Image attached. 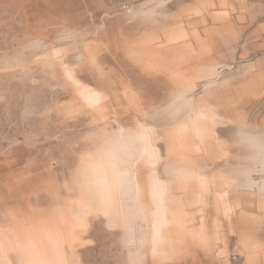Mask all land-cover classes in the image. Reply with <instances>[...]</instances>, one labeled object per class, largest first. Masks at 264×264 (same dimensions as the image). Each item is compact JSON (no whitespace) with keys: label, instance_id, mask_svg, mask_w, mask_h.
Wrapping results in <instances>:
<instances>
[{"label":"rangeland","instance_id":"1","mask_svg":"<svg viewBox=\"0 0 264 264\" xmlns=\"http://www.w3.org/2000/svg\"><path fill=\"white\" fill-rule=\"evenodd\" d=\"M262 161L264 0H0V264H264Z\"/></svg>","mask_w":264,"mask_h":264},{"label":"bare ground","instance_id":"2","mask_svg":"<svg viewBox=\"0 0 264 264\" xmlns=\"http://www.w3.org/2000/svg\"><path fill=\"white\" fill-rule=\"evenodd\" d=\"M95 96V95H94ZM125 147V146H124ZM126 149V148H125ZM110 157V156H109ZM131 161V160H130ZM122 174V173H121ZM125 174V173H124ZM125 176V175H124ZM132 177V176H131ZM122 178V177H121ZM122 182V181H121ZM128 181H126L127 183ZM130 188V187H129ZM159 197H161V195L158 194ZM162 198V197H161ZM157 234V233H156ZM34 246V245H33Z\"/></svg>","mask_w":264,"mask_h":264},{"label":"snow or ice","instance_id":"3","mask_svg":"<svg viewBox=\"0 0 264 264\" xmlns=\"http://www.w3.org/2000/svg\"><path fill=\"white\" fill-rule=\"evenodd\" d=\"M262 162H264V161H262Z\"/></svg>","mask_w":264,"mask_h":264}]
</instances>
